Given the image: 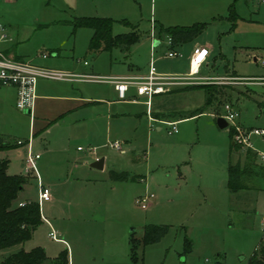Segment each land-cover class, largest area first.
I'll use <instances>...</instances> for the list:
<instances>
[{"label":"rangeland","instance_id":"374dc122","mask_svg":"<svg viewBox=\"0 0 264 264\" xmlns=\"http://www.w3.org/2000/svg\"><path fill=\"white\" fill-rule=\"evenodd\" d=\"M81 16L110 17L113 34L135 27L139 40L128 47L115 45L110 51H91L88 44L92 30L72 25L74 18ZM195 22L206 23L205 30L177 48L181 56H166L169 46L157 35L156 28ZM0 24L7 31H16L6 33L4 44L24 60L105 79L146 74L151 60L160 74L184 76L190 72L195 46H206L211 52L209 69L205 64L199 69L196 76L200 79H195L192 87L174 88L152 101L153 111L162 108L169 112L164 114L165 121L188 117L176 120L177 132L173 134L167 133L168 126L151 122V103L148 105L146 96H132L135 88L129 87L127 97L119 99L107 80L72 83L85 95L101 98L96 105L101 119L95 127L86 121L79 129L55 126L42 135L52 151L47 155L50 160L43 156L36 168L40 182L46 184L45 177L66 174L68 159L69 164L83 163L82 171H69L70 186L57 189L59 193L50 184L48 189L51 196L57 194L60 199L64 191L74 202L80 196L85 218L82 222L68 221L64 214L61 218V210L73 211L74 206L67 204L68 196L61 202L43 201L41 213L53 227L42 223L28 242L1 255L40 246L48 257L44 264H50L51 258L66 248L48 235L52 230L60 237L54 221L59 217L58 223L70 227V234L64 236L72 248L70 264H132L128 259L129 233L135 230L140 236L145 224H165L169 228L158 243L144 248L142 262L136 264H216L218 254L224 264H248L264 236L260 222L264 180L257 177L253 188L229 195L225 185L227 161L235 163L238 157L244 161V154L236 149L229 151L228 130L219 128L214 117L229 103L239 114L237 122L249 127L238 122L240 126L264 129V4L259 0H17L0 2ZM153 38L161 42L155 49L151 48ZM42 54L47 57L42 58ZM45 82L71 86L64 81ZM214 86L219 89L211 105L203 106L205 88L211 91ZM1 109L0 130L26 135L28 115L14 105L3 113ZM114 142L120 147H111ZM251 142L256 151L264 153L263 137L253 135ZM32 148L35 153L42 152L39 143ZM63 148L68 159L61 153ZM26 149L24 146L1 154L2 158L8 154L9 172L23 174ZM86 154L105 156L107 169L127 171L138 178L111 181L107 172L91 167L94 160L85 158ZM53 158L56 168L48 164ZM36 184L29 177L18 197L36 199ZM145 194H153L154 200L141 209L136 198Z\"/></svg>","mask_w":264,"mask_h":264},{"label":"trees","instance_id":"16d2710c","mask_svg":"<svg viewBox=\"0 0 264 264\" xmlns=\"http://www.w3.org/2000/svg\"><path fill=\"white\" fill-rule=\"evenodd\" d=\"M230 15L234 16L230 8ZM113 19L101 16L75 17L72 25L74 28L85 27L92 30L88 49L91 51H110L115 45L128 47L139 40L135 27L129 32L113 34ZM206 28V23L195 22L185 26L163 27L159 25L157 35L163 39L171 37L172 46L190 42L198 37ZM188 85L186 87H192ZM185 87V88H186ZM208 88V87H207ZM207 93L203 106H210V101L218 92V86L212 87ZM18 138L0 134V150H9L21 147L28 143L22 139V144H17ZM239 147L230 144V151ZM244 161L237 160L229 163L227 168V186L231 192L242 189H251L255 186L253 179L264 180V164L257 161L256 153L251 149L243 151ZM8 158H0V252L24 244L31 239L34 231L42 223L40 204L29 200L20 205H15L19 191L26 183L28 176L23 174H8ZM108 176L112 181L136 180L138 177L127 171L109 170ZM252 182V183H251ZM168 225L145 224L140 236L130 234L128 259L132 264L141 263L144 248L147 245L158 243L168 232ZM185 242L190 245V240L185 236ZM0 264H44L48 258L43 248L35 247L29 251L20 249L6 255L0 254ZM50 264H68V254L62 250L50 261ZM248 264H264V236L260 239L256 249L249 258Z\"/></svg>","mask_w":264,"mask_h":264},{"label":"crops","instance_id":"0c3cea01","mask_svg":"<svg viewBox=\"0 0 264 264\" xmlns=\"http://www.w3.org/2000/svg\"><path fill=\"white\" fill-rule=\"evenodd\" d=\"M15 1H17V0H15ZM15 1L10 2V3H14ZM1 3H6V2H1ZM101 17H103V16H101ZM2 27H3V30H4L3 32L5 34L7 32H9V31L12 32V33L16 32L15 30H12L10 28H8V31H7L5 26H2ZM155 28H156V26H155ZM0 35H1V31H0ZM6 36H7V34H6ZM153 40H154V38H153ZM6 41L7 40H0V49L5 54H7L9 56H12V57H14L16 59L24 60V57L13 53L11 51V48H10V46L8 44H4V43H6ZM158 42H159L158 44L161 43L160 41H158ZM183 44H181V45H183ZM156 46H151V48L155 49ZM179 46L180 45H176V47H179ZM54 54L57 55L58 52H55ZM210 55H211V52L209 50L208 51V55L206 57V60L199 67V69L201 67H203L204 64L206 65V68L209 69L210 63L208 61H209ZM39 66H41V65H39ZM147 71H148V69H147ZM78 74H80V73H78ZM139 74L140 73H134L133 75H139ZM237 75L238 76H243V75H239V74H237ZM244 77H246V76H244ZM45 81L46 80L41 79L36 84L34 104H33V107L31 109L30 113H28L26 111H20L18 109L20 112H24V113H26V115H28V126H27L26 135H21V136L20 135H15L16 133H14L12 130L7 131L8 133H5L4 131L0 130V134H4V135H7V136L13 137V138L28 139L29 140L28 141L29 142L28 145L26 144V145H23V146L18 147V148H22L24 146H26V148H28V146H29L30 149L33 151V148H32L33 145H35V143L36 144L39 143V145L42 148V150H41L42 152L39 153L40 157L36 160V166L39 164L38 161H40V159L43 156H46V158L48 160H50L47 157V155H49V154L51 155L52 149L49 148V140H47L42 135L47 134L49 131H51V129L53 127H55V126L56 127H61V129H64V130L65 129L68 130L69 128L70 129L71 128L79 129L81 127H84V124L86 123V121H89V123H91V125H93L95 127L96 125H98V123H99V121L101 119V117L98 115L97 109H96L97 103H101V101H100L101 98L97 97V95H91V94L90 95H85V93H83V91H81L80 89L74 88V86L72 84L74 82H79V81L81 82L83 80H62L64 82H66V83H70L71 86H69L68 84L67 85L66 84H61V85L54 86V85L49 84V83H47ZM177 88H179V87H177ZM166 94H169V93L165 92V93L155 94V95H153L150 98L147 97L148 105L151 103V107L149 108V113H150L149 118H150L151 122H155L156 124L165 125L161 121H165L163 119L164 114H168L169 112L166 111L165 109H162V108H159V109H156V110L153 111V109H152V101H153L155 96H161V95H166ZM132 96H137L136 92L133 93ZM0 100H2V102H0V106L2 108L1 109V113H3L4 111L8 110V107H11L13 105L15 106L16 90L13 87L0 86ZM210 115L213 116L211 113H210ZM193 116H196V115H192V116L190 115L189 117H193ZM216 117H214V118L216 119ZM186 118H188V117H182V118L178 117V119L173 118L172 120H170L169 118H165V119H168L170 121H175V122L177 120V122H178L179 120L186 119ZM238 122L240 124L244 125V126L249 127L248 125H246V124H244V123H242L240 121H238ZM254 128H256V127H254ZM156 130L160 131L161 127L159 125H156ZM227 130H228V133H229V138L231 140L230 130L228 128H227ZM65 132H67V131H65ZM69 134H70V131H69ZM66 138L68 140H70L71 136L67 135ZM231 144H232V141H231ZM18 148H15V149H18ZM77 149H78V147H77ZM11 150H13V149L0 150V158H2V156H3L1 154L5 153V152H9ZM26 151H27V149H26ZM26 151H25V153H26ZM229 151H230V148H229ZM61 153H64L65 159H68L67 152H66V150L64 148L61 149ZM24 156H25V154H24ZM100 156L101 155H99V154L98 155L97 154H95V155L86 154L84 157L87 158V159L89 158V160H94V162L96 160H99V159L102 158L103 159L102 168H95V167L92 166V163H91V167L94 168V169H98V170L107 172V177H108L109 180H111L109 178V176H108V172H109V170H115V169H113V168L107 169L106 166H105L106 157L103 156V157L99 158ZM5 157L8 158V154H6ZM8 160H9V158H8ZM238 160L242 161L241 157H238ZM54 162H55V160L53 158V159H51V162H49L48 164L49 165L51 164V167L56 168L57 165H55ZM68 162H69V159H68ZM68 162L65 165L66 166V170H65L66 174H61V175L57 174V173L56 174L55 173L51 174L48 177H45L46 184L43 183V185L48 188V186H49L48 184H50L53 187V189H55V191L58 192V193H59V191L57 189H61V188L70 186L69 183H70L71 180L69 179V171L70 170H71V172L74 171V170L82 171L83 170V163L81 165H77L76 161L74 163H71V164H69ZM58 163L61 164V161H59ZM229 163H230V161H227V164H226V167H225V176H226V180H225L226 184L225 185H226L227 191L229 192V195H232V193L236 194V193H238L241 190H239L237 192H231L228 189V186H227V168H228V164ZM40 164L43 165L42 162ZM9 165L10 164H8V167L6 169L7 173L8 174H17V173H12V172L8 171ZM115 171H117V170H115ZM20 174H22V173H20ZM29 177H32V176H28V178ZM32 178L35 179V181L37 183L36 184V188H38V186H37L38 185L37 178H35V177H32ZM41 180L43 182H45L44 179H41ZM141 180H142V178H141ZM124 181H128V180H124ZM24 189H25V185H23L22 189L19 192L22 193L24 191ZM242 190H246V189H242ZM64 194L65 195H63V197L61 199H60L59 195H57V194H56V197L50 195V199L46 200V201L56 200L57 202H59V201L61 202V200L63 201V199L66 198V196H68V198H70V200L67 201V204L69 206H74L73 207V211L69 212L66 209H64V211L61 210L59 212L61 214L60 215L61 218H64L63 217V214H64V215L68 216L67 217L68 221L82 222L83 219L85 218V213H84L85 212V205L83 204V202H84L83 199L79 196L77 198L78 200L76 202H74V201H72V198L69 196L70 195L69 193L67 194L64 191ZM18 195H19V193H18ZM206 199H207L206 195H204V199L203 200L206 201ZM29 200H34V201L39 202L40 206H41V203L43 202V201L39 200L38 196L36 197V199L30 198V197H25L23 199H20L17 196V198L15 200L16 201L15 205L23 204L24 202L29 201ZM153 200H154V198H153ZM153 200L150 202V204L153 202ZM76 208H79V210L77 211ZM40 211H41V208H40ZM41 217H42V223H46V224L48 223L51 227H53L52 223L49 221V219L47 217H45L43 215V213H41ZM58 218L59 217H54V221H56V226H57V229H56L57 231L56 232L60 236V237H58V238H60V240H55V242L66 246V248L64 250L67 251L68 264H70L69 254L72 255V248L68 244L67 240L64 237L66 234L67 235L70 234V227L69 226H65L62 223H58L57 222L59 220ZM182 227L184 228V226H182ZM141 233H142V231H141ZM141 233H140V235H141ZM130 234H134L135 236H138L136 234L135 230H131L130 231L129 237H128V249H129ZM260 239H259V242H260ZM61 251L62 250H60V252ZM56 256L52 257L51 259H54ZM217 257H218V259L216 260V262H217L216 264H224L223 257L221 255H219V254L217 255Z\"/></svg>","mask_w":264,"mask_h":264},{"label":"built area","instance_id":"2783aa9c","mask_svg":"<svg viewBox=\"0 0 264 264\" xmlns=\"http://www.w3.org/2000/svg\"><path fill=\"white\" fill-rule=\"evenodd\" d=\"M15 0H0V2L10 3ZM261 4H264V0H259ZM0 40H7L6 34L3 32V27L0 25ZM165 43L169 46V51L166 53L168 57L181 56V53L177 51L176 46H172V40L170 36H167ZM208 48L205 46H195L191 52L190 72L184 76H169L163 75L156 71V68L150 61L148 71L146 74L139 75H125L109 77L105 79L100 75L80 73L75 74L68 71H61L51 69L44 66H39L31 63L27 60L16 59L12 56L5 54L0 49V86L13 87L16 90V102L15 106L20 111L30 112L35 99L36 84L39 80H85V81H97L102 82L107 80L114 85V89L117 92V96L120 99H125L129 87L135 88L137 96H146L148 98L155 94L165 93L174 88L190 85L196 83L195 79H200L196 75L199 72V67L204 63L208 55ZM42 57H47L46 54H42ZM227 121V128L232 131L231 141L232 144L239 147L241 152L246 149H251L256 153V158L260 162H264V153L258 152L252 145L251 138L253 135L261 136L264 138V129L260 128H245L238 124L237 118L239 116L236 109L232 104L226 103L223 106V111L220 115ZM169 128L168 134L177 132V122L175 121H161ZM17 144H22V139L16 140ZM29 142L27 143V145ZM26 145V144H25ZM113 148H119L118 142L110 144ZM40 157L39 153L33 152L28 146L23 159V175L32 176L37 178L38 181V198L40 201H46L50 199V192L39 180L37 175L36 160ZM153 194H145L136 198V204L141 209H146L150 202L153 200ZM262 233L264 235V214L260 218ZM48 235L53 240H60L54 231H50Z\"/></svg>","mask_w":264,"mask_h":264},{"label":"water","instance_id":"95a60500","mask_svg":"<svg viewBox=\"0 0 264 264\" xmlns=\"http://www.w3.org/2000/svg\"><path fill=\"white\" fill-rule=\"evenodd\" d=\"M159 42L157 40L153 41L152 46H156ZM216 123L219 128H227V121L222 117V116H217L216 117ZM103 165V159L96 160L95 162L92 163V166L95 168H102Z\"/></svg>","mask_w":264,"mask_h":264}]
</instances>
